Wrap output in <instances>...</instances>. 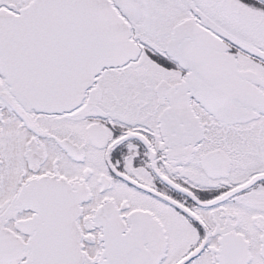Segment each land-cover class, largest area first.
I'll list each match as a JSON object with an SVG mask.
<instances>
[{"label": "snow or ice", "instance_id": "1", "mask_svg": "<svg viewBox=\"0 0 264 264\" xmlns=\"http://www.w3.org/2000/svg\"><path fill=\"white\" fill-rule=\"evenodd\" d=\"M0 264H264V0H0Z\"/></svg>", "mask_w": 264, "mask_h": 264}]
</instances>
